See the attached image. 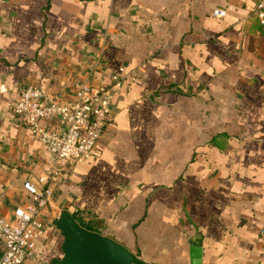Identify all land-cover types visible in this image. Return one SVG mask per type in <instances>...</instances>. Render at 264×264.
Instances as JSON below:
<instances>
[{
  "label": "crops",
  "instance_id": "0c3cea01",
  "mask_svg": "<svg viewBox=\"0 0 264 264\" xmlns=\"http://www.w3.org/2000/svg\"><path fill=\"white\" fill-rule=\"evenodd\" d=\"M258 1L0 0L1 216L29 201L24 181L48 158L10 108L23 81L69 101L93 68V84L120 67L140 78L124 81L92 156L58 186L37 264L63 255L64 209L146 264H192V246L201 264H264Z\"/></svg>",
  "mask_w": 264,
  "mask_h": 264
},
{
  "label": "built area",
  "instance_id": "2783aa9c",
  "mask_svg": "<svg viewBox=\"0 0 264 264\" xmlns=\"http://www.w3.org/2000/svg\"><path fill=\"white\" fill-rule=\"evenodd\" d=\"M217 9L215 15H225ZM250 18L264 27V0L252 9ZM101 63L98 58L97 65ZM97 67V66H96ZM94 68L76 89L69 101L23 81L17 99L10 103L14 114L45 149L47 162L40 173L24 181L29 201L18 206L12 219L0 215V264H37L41 261L58 186L67 180L71 165L92 156L112 119L111 103L126 79L139 82L136 70L120 67L110 84H93ZM50 121L58 125L51 126Z\"/></svg>",
  "mask_w": 264,
  "mask_h": 264
},
{
  "label": "water",
  "instance_id": "95a60500",
  "mask_svg": "<svg viewBox=\"0 0 264 264\" xmlns=\"http://www.w3.org/2000/svg\"><path fill=\"white\" fill-rule=\"evenodd\" d=\"M63 235L61 258L51 264H137L142 262L114 238L83 227L72 213L62 210L55 223ZM192 264L202 263V249L192 246Z\"/></svg>",
  "mask_w": 264,
  "mask_h": 264
},
{
  "label": "trees",
  "instance_id": "16d2710c",
  "mask_svg": "<svg viewBox=\"0 0 264 264\" xmlns=\"http://www.w3.org/2000/svg\"><path fill=\"white\" fill-rule=\"evenodd\" d=\"M261 27H263V26H261ZM73 216L75 217L74 214H73ZM0 248H1V246H0ZM1 254H2V251H0V256H1ZM137 264H146V263H144V262L142 261V262H139V263H137Z\"/></svg>",
  "mask_w": 264,
  "mask_h": 264
}]
</instances>
